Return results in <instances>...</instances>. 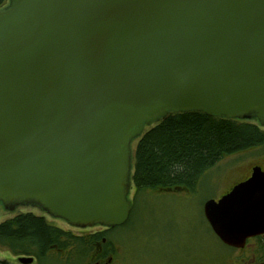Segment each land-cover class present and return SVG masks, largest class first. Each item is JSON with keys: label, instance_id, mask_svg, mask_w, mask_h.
Listing matches in <instances>:
<instances>
[{"label": "water", "instance_id": "95a60500", "mask_svg": "<svg viewBox=\"0 0 264 264\" xmlns=\"http://www.w3.org/2000/svg\"><path fill=\"white\" fill-rule=\"evenodd\" d=\"M188 110L264 125V0H9L0 8L6 207L34 203L81 227L123 224L133 138ZM203 212L229 246L264 233L262 166L207 199Z\"/></svg>", "mask_w": 264, "mask_h": 264}, {"label": "rangeland", "instance_id": "374dc122", "mask_svg": "<svg viewBox=\"0 0 264 264\" xmlns=\"http://www.w3.org/2000/svg\"><path fill=\"white\" fill-rule=\"evenodd\" d=\"M154 124H145L142 133ZM138 140L135 137L131 142L132 155ZM256 165L264 169V145L223 157L203 174L195 190L149 188L135 198L132 183L128 193V199L133 202L130 216L113 232L115 240L122 245L118 253L122 263L233 264L230 258L235 248L221 242L213 232L205 219L203 204L223 194ZM20 212L43 215L48 222L70 232L82 231L37 204L21 202L11 208L0 202V222ZM63 254V251H50L42 263L69 264ZM0 260L19 264L16 255L4 248H0ZM77 260L70 264H85L86 258Z\"/></svg>", "mask_w": 264, "mask_h": 264}, {"label": "trees", "instance_id": "16d2710c", "mask_svg": "<svg viewBox=\"0 0 264 264\" xmlns=\"http://www.w3.org/2000/svg\"><path fill=\"white\" fill-rule=\"evenodd\" d=\"M8 1L0 0V8ZM154 122L135 146V198L149 188L195 190L203 174L223 157L264 145V128L253 119L188 110L170 111ZM73 244L74 250H87V242L43 215L20 212L0 222V248L16 256H36L39 264L50 251Z\"/></svg>", "mask_w": 264, "mask_h": 264}, {"label": "flooded vegetation", "instance_id": "af4514ba", "mask_svg": "<svg viewBox=\"0 0 264 264\" xmlns=\"http://www.w3.org/2000/svg\"><path fill=\"white\" fill-rule=\"evenodd\" d=\"M252 168L244 177L235 181L233 185L231 184L227 191L215 199L218 200L222 195L228 193L233 188V186L248 179L251 176ZM0 202L3 203L2 201ZM207 223L209 224L208 221ZM116 226L117 225L109 226L101 223H96L94 225L85 227L79 226L78 228H81L82 231L78 233H72L75 236L81 238L83 241L87 242V250H74L75 244H73L68 245L65 249H60L59 252H64L62 256L66 258V261L69 264L77 262V259L82 260L84 258H86L85 264H123L118 256L122 245L115 240L113 234ZM219 240L223 242L220 238ZM233 248H235V250H233L230 258L233 260V264H264V233L249 237L243 247ZM19 257L20 255L16 256L17 261L19 264H22L19 261ZM33 258L34 260L29 264H39V259L36 256H33Z\"/></svg>", "mask_w": 264, "mask_h": 264}]
</instances>
